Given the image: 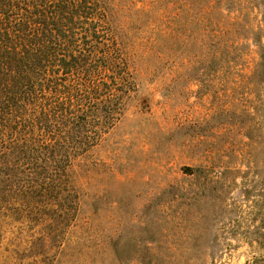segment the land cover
I'll use <instances>...</instances> for the list:
<instances>
[{"label": "rangeland", "instance_id": "obj_1", "mask_svg": "<svg viewBox=\"0 0 264 264\" xmlns=\"http://www.w3.org/2000/svg\"><path fill=\"white\" fill-rule=\"evenodd\" d=\"M100 3L122 110L59 165L0 168V264H264V0Z\"/></svg>", "mask_w": 264, "mask_h": 264}, {"label": "trees", "instance_id": "obj_2", "mask_svg": "<svg viewBox=\"0 0 264 264\" xmlns=\"http://www.w3.org/2000/svg\"><path fill=\"white\" fill-rule=\"evenodd\" d=\"M123 67L100 0H0L1 170L94 145L122 110Z\"/></svg>", "mask_w": 264, "mask_h": 264}]
</instances>
